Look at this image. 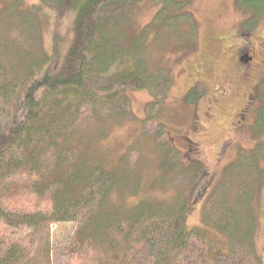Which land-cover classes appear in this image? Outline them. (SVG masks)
Masks as SVG:
<instances>
[{"label": "trees", "instance_id": "16d2710c", "mask_svg": "<svg viewBox=\"0 0 264 264\" xmlns=\"http://www.w3.org/2000/svg\"><path fill=\"white\" fill-rule=\"evenodd\" d=\"M138 1L40 0L74 14L72 39L60 58L37 49L35 7L40 2L31 10L15 6L6 19L0 16V24L14 30L9 38L0 35V264H37L40 237L52 223L72 220L78 226L61 248L63 264H264L255 240L260 173L252 166L240 167V186L235 177L217 194L248 150L225 164L219 182L203 199L204 221L228 240V249L222 250L212 247L204 227L186 224L196 199L191 202V195L185 197L174 185L182 178L181 188L189 181L191 187H201L196 193L200 200L211 180L205 178L200 159L181 160L176 157L179 150L171 148L164 157L150 148L153 157L161 159L154 165V179H146L149 172L128 165V151L104 167L87 151L89 145L84 147L93 141L85 117L101 103L96 92L101 90L110 104L120 106L125 99L116 92L121 88H151L157 81L145 52L150 31L160 32L166 21L152 20L134 32L129 11ZM234 2L243 11L242 29H253L264 13V0ZM9 6L14 5L1 13ZM167 14L163 20L178 16L173 9ZM193 24L176 27L169 38L190 47L197 41ZM195 91L193 87L188 94ZM260 101L255 127H262L263 133V97ZM153 180L175 193L167 199L143 195ZM46 250L42 257L48 260Z\"/></svg>", "mask_w": 264, "mask_h": 264}, {"label": "rangeland", "instance_id": "374dc122", "mask_svg": "<svg viewBox=\"0 0 264 264\" xmlns=\"http://www.w3.org/2000/svg\"><path fill=\"white\" fill-rule=\"evenodd\" d=\"M39 2L0 0L1 19L8 18L7 13H11L15 6L18 10H31ZM7 5L14 6H9L2 14ZM40 5L35 7L37 49L41 52L39 54H53L60 58L72 39L74 14L59 11L54 5L42 2ZM162 6L166 10L159 12ZM172 9L178 16L171 21L163 20ZM129 12L130 26L136 33L151 25L152 20L154 24L166 21L160 32L150 31V46L145 52L148 66L157 81L151 88H121L116 92L125 99L120 106L110 104L101 90L96 92L101 103L94 113L87 111L85 117V128L88 135H93V141H86L84 147L89 145L87 151L104 167L114 165L128 151L125 155L128 165L149 172L146 179H154V165L161 159L153 157L150 148H155L164 157L171 148L179 150L176 157L181 160L200 159L206 170L205 178L211 179L201 199L198 200L196 194L201 187H191L193 183L190 181L181 188L185 182L177 178L174 185L180 186L185 197L191 195V202L196 199L189 209L186 224L204 227L212 247L222 250L228 249V240L204 221L203 199L205 193L219 182L225 164L235 161L240 150H248L249 154H244L234 171L227 175L226 184L219 186L217 194L227 190L232 180L235 182V177H238L236 183L240 184V167L252 166L260 173L254 199L255 240L258 253L264 260V132L262 127H255L257 113L262 107L261 97L264 99V13L253 29L244 31L241 27L243 11L234 0H139ZM22 15L32 22L30 14L23 12ZM193 23L197 27V41L190 47L185 49L178 40L169 38L176 27L183 30L185 24L189 27ZM13 33V28L0 24L2 37L9 38ZM185 33L189 36L188 31ZM162 40L166 41L165 45ZM240 49L244 50L241 54L238 53ZM248 55L253 56V62L243 64ZM193 87L196 91L188 94ZM195 94L199 95L193 101ZM121 109L124 111L120 112ZM141 156L147 161L143 162ZM148 183L143 195L167 199L175 193L170 186L157 187L154 180ZM131 198L135 200V197ZM77 226L75 220L52 223L48 232L40 237L36 263L63 264L65 257L61 248L67 245ZM45 250V254L49 253L48 260L42 257Z\"/></svg>", "mask_w": 264, "mask_h": 264}, {"label": "flooded vegetation", "instance_id": "af4514ba", "mask_svg": "<svg viewBox=\"0 0 264 264\" xmlns=\"http://www.w3.org/2000/svg\"><path fill=\"white\" fill-rule=\"evenodd\" d=\"M243 51H244L243 49H240L238 53L241 54V53H243ZM239 56H241V55H239ZM239 60H241V59L239 58ZM252 62H253V56L252 55H248L247 56V60L243 61V64L248 65V63L251 64ZM263 76H264V73H263Z\"/></svg>", "mask_w": 264, "mask_h": 264}, {"label": "water", "instance_id": "95a60500", "mask_svg": "<svg viewBox=\"0 0 264 264\" xmlns=\"http://www.w3.org/2000/svg\"><path fill=\"white\" fill-rule=\"evenodd\" d=\"M243 61H245V60H243Z\"/></svg>", "mask_w": 264, "mask_h": 264}]
</instances>
